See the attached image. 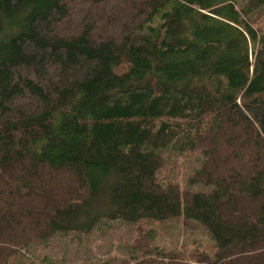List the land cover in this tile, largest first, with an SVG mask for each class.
<instances>
[{
    "label": "trees",
    "instance_id": "trees-1",
    "mask_svg": "<svg viewBox=\"0 0 264 264\" xmlns=\"http://www.w3.org/2000/svg\"><path fill=\"white\" fill-rule=\"evenodd\" d=\"M255 15L264 0H0V264L181 214L215 240L211 264H264ZM191 150L187 183L208 192L158 179L166 154Z\"/></svg>",
    "mask_w": 264,
    "mask_h": 264
},
{
    "label": "rangeland",
    "instance_id": "rangeland-1",
    "mask_svg": "<svg viewBox=\"0 0 264 264\" xmlns=\"http://www.w3.org/2000/svg\"><path fill=\"white\" fill-rule=\"evenodd\" d=\"M86 6L81 2L77 12L86 10ZM248 22L264 31V15H255L252 22L248 17ZM250 56L252 62L253 55ZM176 154H166L159 181L175 184L180 192L210 191V186L187 183L202 160L198 151H188L186 158ZM109 223L110 226L88 234L56 235L47 242L33 243L28 250L19 251L16 264H44V255L67 264H211L215 260L217 244L208 230L182 214L137 224L121 219Z\"/></svg>",
    "mask_w": 264,
    "mask_h": 264
}]
</instances>
